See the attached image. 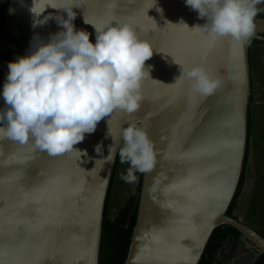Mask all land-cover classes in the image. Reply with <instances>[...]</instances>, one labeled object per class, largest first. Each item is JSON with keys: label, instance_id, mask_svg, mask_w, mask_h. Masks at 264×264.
<instances>
[{"label": "water", "instance_id": "95a60500", "mask_svg": "<svg viewBox=\"0 0 264 264\" xmlns=\"http://www.w3.org/2000/svg\"><path fill=\"white\" fill-rule=\"evenodd\" d=\"M33 7L34 0H8L3 15L0 110L6 108L9 63L65 31L66 11L73 10L75 30L89 33L93 44L94 26L128 24L154 54L146 62L150 76L142 82L139 109H117L85 134L75 148L87 155H49L31 139H0V264H99L105 203L123 129L130 124L147 131L156 163L141 173L125 264H198L221 225L237 229L264 254V235L227 215L247 148L250 40L264 36L255 32L241 44L194 30L208 21L186 0H35L34 13ZM193 66L219 81L212 94L193 92L186 78L177 80L181 69ZM113 143L114 157L105 162Z\"/></svg>", "mask_w": 264, "mask_h": 264}, {"label": "clouds", "instance_id": "9594fccd", "mask_svg": "<svg viewBox=\"0 0 264 264\" xmlns=\"http://www.w3.org/2000/svg\"><path fill=\"white\" fill-rule=\"evenodd\" d=\"M186 3L208 21L194 30L203 28L213 38L230 37L243 44L255 33L256 5L264 0ZM66 12L68 19L61 24L65 31L52 36L31 55L9 63L3 87L6 108L0 110V123L4 125L0 127V139L20 144L31 139L36 149L49 155L73 150L82 153L75 146L84 141L85 134L94 133L105 117L117 109L135 113L143 99L142 82L150 76L146 62L154 54L150 42L140 39L128 24L103 29L94 26L93 44L89 33L75 30L73 10ZM181 78L191 81L192 91L203 95L212 94L219 86V81L201 66L181 69L177 80ZM122 139L121 163L128 162L130 167L121 179L134 182V171L153 169L156 151L147 131L135 124L123 129ZM100 148L96 147L98 154ZM115 151V143L109 145V154L102 160L111 162Z\"/></svg>", "mask_w": 264, "mask_h": 264}, {"label": "crops", "instance_id": "0c3cea01", "mask_svg": "<svg viewBox=\"0 0 264 264\" xmlns=\"http://www.w3.org/2000/svg\"><path fill=\"white\" fill-rule=\"evenodd\" d=\"M8 0H0V29ZM264 7V3L256 5ZM255 32L264 36V17L256 16ZM249 66L251 78L250 117L252 127L248 139V157L244 166V177L240 195L233 216L250 225L264 235V41L259 40L249 45ZM124 147V146H123ZM114 182V194L110 205L111 220L121 212L123 205L134 210L133 202L137 197V179L126 182L121 179L130 164L121 163ZM136 177L138 173L134 171ZM131 205V207H130ZM129 209V210H130ZM254 246L241 237L236 242L227 241L218 251L212 264H253L258 256Z\"/></svg>", "mask_w": 264, "mask_h": 264}, {"label": "trees", "instance_id": "16d2710c", "mask_svg": "<svg viewBox=\"0 0 264 264\" xmlns=\"http://www.w3.org/2000/svg\"><path fill=\"white\" fill-rule=\"evenodd\" d=\"M257 9L259 10L257 16L264 17V7H259V8L257 7ZM255 41H258V39L252 38L250 40V44ZM251 92H252V88H251ZM250 98H251V94H250ZM250 98H249V104H250ZM136 126L139 127V125ZM251 127H252V121H251L250 109H249L248 139H249ZM248 139H247V148H246L244 166L246 164V160L248 157ZM123 145L124 143L122 144V147ZM119 156L120 155L118 154L117 162L115 164V168L113 171V175L111 178L107 199L105 203L99 264H125L133 236L135 221H136L137 210L134 209L131 212L127 207H124L119 213V215L116 217V219L114 220H111L108 215L109 198L114 183V176L116 173V167L118 164ZM243 177H244V167L237 191L227 210V215L229 216H233V210L236 207L237 200L240 195V188L242 185ZM140 185H141V172L137 186V191L140 190ZM241 237H242L241 233L230 225H221L217 227L213 231L198 264H212L216 259V255L218 251L223 247V245L227 241L231 240L233 242H236ZM253 264H264V254H258Z\"/></svg>", "mask_w": 264, "mask_h": 264}, {"label": "rangeland", "instance_id": "374dc122", "mask_svg": "<svg viewBox=\"0 0 264 264\" xmlns=\"http://www.w3.org/2000/svg\"><path fill=\"white\" fill-rule=\"evenodd\" d=\"M124 146V145H123ZM123 148V147H122ZM120 157V156H119ZM118 161H119V159H118ZM118 164H119V162H118ZM118 164H117V167H116V171H117V169H118ZM138 174H140V172H138V171H136ZM115 178H116V173H115V176H114V182H115ZM113 194H114V183H113V186H112V190H111V194H110V198H109V204H108V215H109V211H110V205H111V201H112V199H113ZM136 201H137V197L134 199V202H133V206L135 207V205H136ZM124 207H126V206H124L123 205V208ZM130 207H131V205H130ZM122 208V209H123ZM128 208V207H127ZM130 209V208H129ZM130 211H131V209H130ZM132 212V211H131Z\"/></svg>", "mask_w": 264, "mask_h": 264}, {"label": "flooded vegetation", "instance_id": "af4514ba", "mask_svg": "<svg viewBox=\"0 0 264 264\" xmlns=\"http://www.w3.org/2000/svg\"><path fill=\"white\" fill-rule=\"evenodd\" d=\"M140 177V174H138L137 179Z\"/></svg>", "mask_w": 264, "mask_h": 264}]
</instances>
